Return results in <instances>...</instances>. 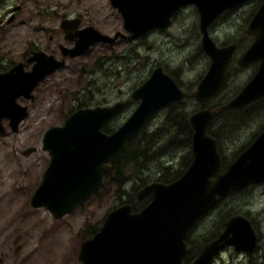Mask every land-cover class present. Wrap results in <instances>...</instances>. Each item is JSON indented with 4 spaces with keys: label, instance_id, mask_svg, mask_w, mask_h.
<instances>
[{
    "label": "water",
    "instance_id": "1",
    "mask_svg": "<svg viewBox=\"0 0 264 264\" xmlns=\"http://www.w3.org/2000/svg\"><path fill=\"white\" fill-rule=\"evenodd\" d=\"M247 0H112L123 17L124 27L132 35L152 27L166 28L171 15L185 4H194L203 32L202 47L210 58L209 66L193 91L180 88L173 77L156 65L132 91L138 104L113 131L101 129L104 119L118 106L94 105L72 111L62 124L48 127L42 135L43 149L49 161L34 189L30 205L44 207L54 218L74 211L104 183L111 165L122 156L127 141L137 136L146 119L158 108L178 99L192 97L206 101L220 87L233 45L217 47L207 36V24L222 10ZM247 32L252 44L239 57L243 65L258 60L259 65L247 84L218 110L236 108L264 94V0L251 16ZM84 33V34H83ZM71 55L78 56L96 41H112L92 26L82 30ZM14 65L0 73V119L10 118L16 131L26 115V107L16 102L19 95L32 96L31 90L47 72L24 73ZM216 111L199 108L189 117L191 160L181 174L168 183L151 181L136 192L138 199L151 194L140 210L131 211L129 203L111 208L98 230L79 245V264H183L188 249L185 236L196 220L232 191L264 180V129L234 161L219 171L220 155L215 138L207 132ZM4 128L0 123V133ZM29 148L23 153H28ZM216 173L215 176L213 174ZM256 234L242 214L229 216L223 230L200 247L189 264H209L223 247L252 252Z\"/></svg>",
    "mask_w": 264,
    "mask_h": 264
},
{
    "label": "rangeland",
    "instance_id": "2",
    "mask_svg": "<svg viewBox=\"0 0 264 264\" xmlns=\"http://www.w3.org/2000/svg\"><path fill=\"white\" fill-rule=\"evenodd\" d=\"M13 3L36 4L40 7L55 3L71 4L83 25L91 23L101 32L108 33L118 28V22L112 15L114 11L107 7L105 0L5 1V5ZM249 7L247 3L234 16L240 20ZM26 13L23 11V14ZM173 18L166 30L155 28L151 35L141 39L136 48L138 60L122 54L132 49V43L125 41L108 46L95 45L84 55H78L70 69L59 70L39 85L35 91L36 99L27 103V115L19 123L17 130L12 132L6 128L5 133H0V264H79L77 256L81 241L98 229L108 210L119 204L126 192L139 189L140 186L133 188L134 183L140 184L138 176L155 172L161 167L159 162L169 166L171 170L180 167L184 151H167L159 159L143 163L137 172L126 171L119 187L110 182L104 183L96 195L59 218H54L44 207L30 205L31 195L49 160L47 150L41 145L43 132L51 125L61 124L71 109L116 103L120 100L122 105L117 108L110 122L113 126L118 125L135 106L128 98L132 88L141 83L155 65H163L164 71L173 72L189 91L194 90L207 64V58L201 54L199 39L196 37L198 15L195 7L188 5ZM226 18L229 16H223L221 20ZM232 22L233 20L224 24L220 30L224 31ZM219 24L220 22L217 25ZM238 24L239 29L240 23ZM8 30L9 27L3 29L0 36H23L27 31ZM23 47L22 44L13 43L12 39L3 40L0 42V56L4 60H15L19 58ZM120 54L126 58L124 63L122 59H118ZM102 55H107V58ZM250 70H241L236 64L231 65L220 90L205 106L189 97L186 106L179 109L186 110L190 115L200 107L211 108L213 104L225 103L247 79ZM16 102L23 104L18 97ZM257 108L243 115L233 125L221 128L219 150L226 164L235 151L259 131L264 122V108ZM226 112L218 114L210 129H217L224 117L234 118V115ZM164 120L165 107L158 108L144 124L146 132L160 129L164 126ZM3 123L6 127L5 122ZM163 141L166 140L156 141V146ZM29 148L32 149L30 152L23 153ZM130 200L135 202L137 199L130 197ZM235 213L252 219L258 230L256 248L259 250H255L253 257H249L245 251H236L229 245L221 249L211 264H264V189L260 187L232 193L220 200L196 222L188 234L190 240L198 248L204 241L217 235L223 229L224 221ZM95 228L97 229L93 232Z\"/></svg>",
    "mask_w": 264,
    "mask_h": 264
},
{
    "label": "flooded vegetation",
    "instance_id": "3",
    "mask_svg": "<svg viewBox=\"0 0 264 264\" xmlns=\"http://www.w3.org/2000/svg\"><path fill=\"white\" fill-rule=\"evenodd\" d=\"M5 1L6 0H0V32L7 27H9L8 31H14V30L17 31L18 29L19 30H27V31H26V35H23V36H16V35H8V36H4V37L0 36V42H2L3 40L8 41V39H12L13 43H19V44L24 45L23 50H22L19 58L15 59V60H12V59H10V60L5 59L4 60L2 58V56H0V73L8 71L11 67H13L14 65H17V64L20 65L19 68L24 73H31L34 70L36 73H40V72H44V71H50V72H47V74L44 76V78L42 80H40L36 86L33 87V89L31 90L32 96H23V95L18 96V98L23 102V104H19V103L18 104L20 106L26 107V115H27V103H30L34 99H36L35 91L39 87V85L44 80H46L49 76L54 75L59 70L70 69V67H72L74 64L73 62L80 55H84L85 53H87L89 51V49H91L93 46H95V45H106V46H108V45L114 44L115 42H118V41H125L129 44L132 43L131 51H129V49H128L125 53H122V54L129 55L130 58L138 60L139 54H138V50L136 48H137V45L140 43L141 39L151 35L152 31L155 30V28H158L161 30L167 29V28L152 27V28L147 29L143 33L132 35L133 34L132 31H130L124 27V21H123L122 14L117 9V7L112 5V0H105L107 7H111L114 11V14H112L113 19L118 22V25H117L118 28L115 29L114 31H112L111 33L101 32L96 27H94V25H92L91 23H86V25H83V22H82L80 16H78L76 13L75 7L71 4L55 3V4H52L49 6L40 7L39 5H36V4L25 5L22 3H13V4L5 5ZM115 1H118V0H115ZM259 2H260V0H248V1L243 2L241 4H237L235 6L225 8L224 10L219 12L207 24L206 33H207V36L210 38V40L217 47H224V46L233 45V50L231 52L230 60L226 66L225 74H224L223 80L220 84V87L206 101L199 102L202 105H205L207 103V101L212 99L218 93V91L220 90L221 86L224 83V80L228 74V71H230L231 65L236 64L239 67V69H241V70H243V69H251V70L249 72V76L247 77V79L236 89V91L234 92V94L230 98L235 96L247 84L249 79L255 73V71L259 65L258 60H252L250 62H247V63L241 65L238 63V59L247 50V48L252 44V42L254 40V36L247 32V24H248L251 16L253 15V13L258 8ZM247 3L250 6L248 11H245V14H243L241 16V19L239 18L240 20H238L237 19L238 17H236L234 15L237 14V10L239 8L246 6ZM188 5L195 7L194 4H185L183 6H180L172 14L171 22H172V19H174L173 16L176 13H179L181 10H183V8L187 7ZM25 6L28 8L24 9ZM195 9H196V7H195ZM23 11H26L27 13L23 14ZM196 12L198 15V21L196 22V28H197L196 37L199 39V45H200L199 50L201 51V54L207 58L206 69L204 71V73H205L208 66H209L210 58L206 54V52L204 51V49L202 47L203 32L200 28V20H199L200 18H199V13H198L197 9H196ZM223 16H225V17L229 16V18L221 20V18ZM20 18H22V20L19 21ZM33 19H35L36 21H33ZM231 20H233L232 25L228 26L226 29H223L224 31H221L220 30L221 26H223L224 24H228ZM219 22H220V24H219L220 26L217 25ZM238 23H240L239 29H238V25H239ZM89 26H92L95 29H97L99 32H101V33H103L109 37H112L113 40L112 41H103V42L102 41H96L93 44H91L87 49H85L79 56H72L71 53H72L74 47H76L77 41L84 38V36H82V30L86 27H89ZM240 30H241V32H240ZM238 32H239L240 36H238ZM12 33L15 34V32H12ZM122 54H120L118 56V59H122L123 63H124L126 58L122 57ZM106 56L107 55H102L103 58H107ZM132 66L134 67L135 64H132ZM161 66L164 69L163 65H161ZM151 70H150V72H151ZM150 72H149V74H150ZM165 72L168 73L170 76L174 77L173 72H167V71H165ZM171 73H173V75H171ZM204 73L201 75V77L204 75ZM201 77L198 79V81L201 79ZM141 83H139L137 86H139ZM137 86H134V88H132L131 92L128 95V98L130 99L129 101H131V103L134 104L135 106L138 104V99L133 98L131 93ZM186 91H189V90H186ZM230 98H228V100ZM121 102L122 101H120V100H119V102H117L118 106L116 107V111H117V108L121 107V105H122ZM223 104H224V102L220 103V104L216 103V104L212 105L215 108H212V107L211 108L210 107H204V108H209V109L215 110L216 111L215 115L218 112L227 111L226 113H230L231 116L234 115L233 121L236 123L237 120L239 118H242L243 115H247L248 113L258 109L257 107H263L264 108V94L255 98L254 100H252L251 102H248L247 104H245L243 106L236 107V108H228V109L218 110V107L223 105ZM81 107H85V106H81ZM200 108H202V107H200ZM75 109H77V108H75ZM75 109H71L68 112V114H70ZM237 113H238V115H237ZM215 115L213 116L211 121L214 119ZM110 116L108 118H110ZM64 119H63V121H64ZM22 120L23 119H21L20 122ZM9 121H10V118L1 117L0 123H1L2 127L4 128V132H2V133L6 132V128H9V130L12 131L9 124H8ZM63 121H61V122L63 123ZM211 121H210V123H211ZM3 122H5L6 127H5ZM19 123L17 125V128L19 126ZM56 125H59V124H56ZM263 129H264V122L262 123L259 131L257 133H255L253 135V137L247 143H245L242 146L241 150L238 149L235 151V153L233 154V156L230 159V161L228 162V164L230 162L234 161V159L239 154V152H241L248 144H250L251 141L254 140V138ZM12 132H15V131H12ZM216 145H217V143H216ZM217 150H218L219 155H220V162H221V167H222L223 157L221 155L219 147H217ZM228 164H225V166H227ZM220 170H223V169L220 168L219 171ZM215 174L216 173H214L213 176ZM255 187H260V188L264 189V180L260 181V182L249 183L247 186H245L241 190L233 191L231 193H236V192L248 189V188L251 189V188H255ZM150 198H151V194H148L147 196H144L140 199H138L135 196V199H137L136 201H138V202L132 201L129 203L131 205V211L134 212V211H138L141 208H143L150 201ZM216 204H214L210 208L214 207ZM210 208H208L196 220V222L199 221V219L201 217H203L205 214H207V212L209 211ZM235 214H237V213H235ZM244 216L250 221L251 226H252V228L256 234V244H255L252 252H250V253L246 252L249 257H253L256 254L255 250L256 251L259 250L258 248H256L258 236H259L258 230H257L256 226L254 225L252 219L247 215H244ZM225 221H224V224H225ZM196 222H194V224L190 227V229L187 232V235L192 230V228L194 227ZM223 228H224V225H223ZM222 230L223 229H221L217 233V235ZM217 235L210 237L208 240L213 239ZM188 238L190 240L189 235H188ZM208 240L204 241L202 244H204ZM190 241L192 242V240H190ZM185 242L188 244V249L184 254L183 264H189L195 258L196 254L199 251L202 244L195 251H192V249H190L191 245H190V243H188L186 237H185ZM227 247H229V246H227ZM220 251H218L213 256V258L211 259L209 264H211L213 262V260H215L218 257V254ZM249 264H251V263H249Z\"/></svg>",
    "mask_w": 264,
    "mask_h": 264
},
{
    "label": "trees",
    "instance_id": "4",
    "mask_svg": "<svg viewBox=\"0 0 264 264\" xmlns=\"http://www.w3.org/2000/svg\"><path fill=\"white\" fill-rule=\"evenodd\" d=\"M173 76L175 77L173 78L181 88L185 90H189L187 86L183 85L177 80L175 75ZM186 102L187 99H179L164 105L163 106L165 107L164 126H162L160 129L158 128L157 130L148 133L146 132L144 125V127L137 136L130 138L126 144V148L120 159L111 165L110 172L108 176L105 178L104 183L110 182L116 185L117 187H119L124 181L125 178L124 174L126 173V171L134 172L136 170L137 172L138 168L142 167L143 163H146L147 161L149 162L155 159H159V156L166 154L167 151L173 153V151H175L176 149H179L180 151H184L182 152V162L180 164V167L176 168L175 170H171L169 166L162 165V163L159 162V164H161V167L157 169L155 172H148L145 175L139 174L140 176H138L137 179H139L140 184L134 183L133 188L139 187L151 181H160L167 183L178 177L191 160L190 144H191L192 129L188 120L189 113L184 109L182 110L179 109L180 107L184 108L186 106L185 105ZM199 105L202 104L199 103ZM211 107L215 108L214 106ZM220 113L221 112H218L215 115L214 119L211 121L208 128V133L214 136L217 143V147H219V141H220L219 134L221 128L222 127L225 128L235 123L233 119H229V118L226 119V117H224V120L221 122V124H219V127L217 129L215 130L210 129L213 126L214 122L216 121L218 114ZM113 115L114 114H112L110 118H106L104 120L101 127L102 131L111 132L120 124L118 123V125L113 126V124L110 123ZM162 139L166 141H163L160 145L156 146L155 142L162 141ZM241 148L239 150H241ZM225 164H226L225 161L222 160L221 169H224L226 167ZM135 192L136 191L134 190L131 191V193L126 192L125 198L121 200V202L119 203L132 202L130 200V197L135 198ZM96 229L97 228L93 229V232ZM186 238L188 243H190L191 245L190 249H192V251H195L197 249L196 245L189 240L188 235H186Z\"/></svg>",
    "mask_w": 264,
    "mask_h": 264
},
{
    "label": "bare ground",
    "instance_id": "5",
    "mask_svg": "<svg viewBox=\"0 0 264 264\" xmlns=\"http://www.w3.org/2000/svg\"><path fill=\"white\" fill-rule=\"evenodd\" d=\"M7 226V225H6Z\"/></svg>",
    "mask_w": 264,
    "mask_h": 264
}]
</instances>
